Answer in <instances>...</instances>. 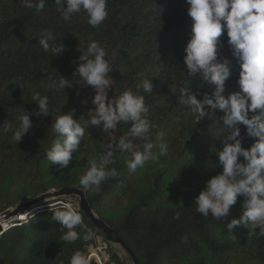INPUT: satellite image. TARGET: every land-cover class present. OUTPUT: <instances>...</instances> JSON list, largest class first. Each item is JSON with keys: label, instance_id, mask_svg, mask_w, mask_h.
<instances>
[{"label": "trees", "instance_id": "obj_1", "mask_svg": "<svg viewBox=\"0 0 264 264\" xmlns=\"http://www.w3.org/2000/svg\"><path fill=\"white\" fill-rule=\"evenodd\" d=\"M108 11L107 19L93 28L83 11L65 22L54 0H45L42 12L23 7V0H0V125L11 123L15 128L24 110L36 111L38 105L32 99L36 92L48 96L50 112L47 117L30 116L34 127L18 144L10 133L0 132V199L22 203L52 189H81L79 177L87 171L88 161L103 153L113 136H127L130 123L121 122L114 133L88 123L95 112L91 103L83 102L92 98V88L82 80L65 91L48 87L62 76L73 79L78 53L95 40L105 49V59L113 69L109 78L117 98L128 89L145 97L147 118L155 126L151 142L156 147L154 158L132 174L125 164L130 154L117 148L115 164L107 167H115L119 176L104 181L98 192L85 191L93 209L118 232L140 264H264V236L249 235L250 229L243 226L230 234L226 227L242 213V198L231 207L228 220L195 212L194 198L221 171L207 165L218 164L214 153L228 129L222 124V111L210 112L197 123L195 114L180 103L181 88L199 92L202 100L214 87L199 74L187 76L183 57L191 20L184 0H108ZM45 30L53 35L50 47L65 45L62 56L44 52L39 37ZM222 39L221 57L232 61L227 96L240 90L239 66L231 56L226 34ZM144 80L153 82V93L137 87ZM73 110L74 119L85 127V136L70 164L58 169L46 157L56 138L51 125L58 115ZM158 133L163 134L162 141L157 139ZM244 133L242 128L241 135ZM128 139L143 148L144 140ZM255 139L246 138L243 146L250 147ZM161 142L168 146L164 155L160 154ZM78 211L86 228L77 227L81 239L71 243L61 239V225L52 220L49 207L32 213L27 224L10 227L0 235V264H69L76 251L89 255L88 247L95 239L83 240L87 229L105 237ZM177 212L179 219L175 218ZM113 258L121 264L115 253Z\"/></svg>", "mask_w": 264, "mask_h": 264}, {"label": "clouds", "instance_id": "obj_2", "mask_svg": "<svg viewBox=\"0 0 264 264\" xmlns=\"http://www.w3.org/2000/svg\"><path fill=\"white\" fill-rule=\"evenodd\" d=\"M54 4L65 22L83 11L88 17L87 23L93 28H99L109 15L108 0H54ZM184 4L191 20L189 39L184 48L186 55L183 57L187 76L190 78L199 74L204 82L214 87L210 95L203 94L202 100L198 99L199 92L181 88L180 103L195 114L197 123L210 112L222 111L221 121L228 129L227 135L221 139V148L214 153L218 164L207 165L208 168L219 167L221 171L211 176L194 198L195 212L203 217L211 215L216 220H228L231 207L236 205L238 197L242 198L240 207L243 211L239 218H231L227 223L228 232L232 234L233 230L243 226L250 229L249 235L264 236V0H184ZM23 7L42 12L45 0H23ZM225 34L231 56L239 66L237 84L240 89L227 96L226 81L232 75V61L226 56L221 57ZM51 39L53 35L50 31L41 33L39 43L44 52H51L53 57L62 56L66 51L65 45L50 47ZM105 57V49L98 41L92 40L87 50L77 58L79 63L72 73L73 79L62 76L58 82L48 85L50 89L65 91L82 80L91 86L95 92L92 97L95 114L88 123L92 127H102L105 133H114L121 122L130 123L127 136L119 138L115 145H104L105 151L88 161L87 171L79 177V185L84 191L98 192L104 181L119 176L115 167H107L115 164L114 152L117 148L130 154L131 158L125 164L129 174H132L154 158L152 150L156 147L151 142L150 134L155 126L147 118L149 108L145 97L128 89L118 98H109V73L113 69ZM137 87L146 93H153L154 85L152 81L144 80ZM32 99L38 109L32 113L24 110L18 117V126L14 128L11 123L0 125V132L10 133L16 144L33 129L30 116H50L48 96L36 92ZM73 113L74 110L58 115L51 125L56 138L46 151V157L58 169L70 164L85 136V127L74 119ZM242 128L245 129L244 135H241ZM162 136L158 133L157 139L162 141ZM128 137L144 140L143 148L132 143ZM246 138L256 139L246 148L243 146ZM167 148V144L161 142L160 154H166ZM47 206L52 212V220L61 225L64 242L81 239L76 229L86 228V225L78 211L79 205L67 201L59 206ZM38 208L42 207H36L27 216L31 217ZM179 216L177 212L175 218L179 219ZM27 223L15 220L7 228L3 226L0 235L10 227ZM93 239H98L96 233L87 229L83 240ZM231 239L235 240V235H231ZM69 264H91V257L76 251Z\"/></svg>", "mask_w": 264, "mask_h": 264}, {"label": "water", "instance_id": "obj_3", "mask_svg": "<svg viewBox=\"0 0 264 264\" xmlns=\"http://www.w3.org/2000/svg\"><path fill=\"white\" fill-rule=\"evenodd\" d=\"M77 198L79 210H81L91 224L97 228L109 242L112 249L115 251L121 264H128L126 259H129L131 264H140L138 257L122 239L116 230H114L105 220L91 206L87 194L84 190L78 187H68L61 190H54L46 192L38 197L29 198L27 201L22 202L13 211H7L0 215V232L4 229L1 224V219L6 220L13 216H20L34 210L36 207L46 208L48 203L66 198ZM127 257V258H125Z\"/></svg>", "mask_w": 264, "mask_h": 264}, {"label": "rangeland", "instance_id": "obj_4", "mask_svg": "<svg viewBox=\"0 0 264 264\" xmlns=\"http://www.w3.org/2000/svg\"><path fill=\"white\" fill-rule=\"evenodd\" d=\"M82 53H78V55H81ZM110 79V78H109ZM110 84H111V88L109 89V92H108V95H109V98H117V93H116V89L114 88V85H113V82L110 80ZM95 95V92H94V90L92 89V97ZM92 99V98H91ZM89 100V101H87L86 103L85 102H83V104H85V105H87V104H90L91 103V106H92V108H91V110L94 112V109H95V106L92 104V100ZM89 113H90V111H89ZM119 136L118 135H115V136H113L112 137V140H111V143L112 144H115V142L117 141V139L119 140ZM116 140V141H115ZM103 146V145H102ZM13 190H15L16 188L15 187H13L12 188ZM54 190H61V189H52V190H50V191H54ZM49 192V191H48ZM40 196V195H39ZM38 197V196H37ZM75 198V197H74ZM68 201H71L74 205H78V199H72V198H66ZM19 204H21V203H17V201H15L14 200V198H2V199H0V215L2 214V213H4V212H9V211H13V210H15L16 208H17V206L19 205ZM78 210H79V208H78ZM114 253H115V251L113 250H111V254H112V256L114 255ZM125 258H127V257H125ZM114 259V258H113ZM119 259V258H118ZM115 260V259H114ZM127 260V262H128V264H131L130 263V261H129V259H126ZM121 262V261H120ZM117 264H118V262H117Z\"/></svg>", "mask_w": 264, "mask_h": 264}, {"label": "built area", "instance_id": "obj_5", "mask_svg": "<svg viewBox=\"0 0 264 264\" xmlns=\"http://www.w3.org/2000/svg\"><path fill=\"white\" fill-rule=\"evenodd\" d=\"M31 217L22 222L27 223ZM91 264H117L112 259L111 246L101 237L88 247Z\"/></svg>", "mask_w": 264, "mask_h": 264}, {"label": "bare ground", "instance_id": "obj_6", "mask_svg": "<svg viewBox=\"0 0 264 264\" xmlns=\"http://www.w3.org/2000/svg\"><path fill=\"white\" fill-rule=\"evenodd\" d=\"M38 209H39V208H38ZM38 209H36V210H38ZM28 218H29V216H25V214H21L20 216H19V215H18V216H13V215H12L11 218H8V219H6V220L1 219V224L4 226V228H7V227H9L10 224H11L12 222H14L15 220H21V221H23V220H26V219H28Z\"/></svg>", "mask_w": 264, "mask_h": 264}]
</instances>
